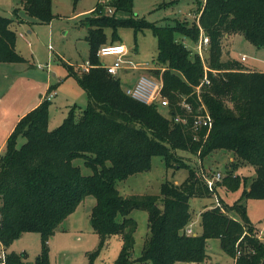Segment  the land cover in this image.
<instances>
[{"label":"trees","instance_id":"obj_1","mask_svg":"<svg viewBox=\"0 0 264 264\" xmlns=\"http://www.w3.org/2000/svg\"><path fill=\"white\" fill-rule=\"evenodd\" d=\"M52 1L21 0L17 9L38 22H51L55 17ZM203 2L199 22L210 37L208 65L216 70L209 72L211 82L202 88L213 117L210 132L194 129L192 113L180 105L186 98L196 107L194 89L205 73L200 55L182 39L199 41L201 29L196 20L163 25L136 17L133 0H111L112 14L97 2L100 11L79 23L87 26L88 61L93 66L83 71L66 63L68 76L87 93L88 105L79 116L73 106L63 122L51 129L52 100L45 97L18 121L0 153V243L5 249L24 233L37 232L42 249L34 264H51L49 238L93 195L97 201L90 219L100 236V249L113 235L122 239L113 264L202 263L209 259L207 241L212 238L219 239L221 249L236 258V264H264V239L258 237L246 204V198H264V72L245 69L238 58L222 57L224 38L234 33L264 48V0ZM119 12L129 16L121 17ZM12 24L13 18L0 15V62L25 61L16 49L17 32ZM119 27L135 32L150 29L156 35L154 72L162 80V96L169 99L168 116L158 103L146 104L128 95L122 78L101 65L98 50L122 42ZM177 114L187 116V124L176 122ZM179 150L201 158L218 150L229 151L234 157L222 185L236 189L244 182L243 195L233 204L222 201L201 212L197 234L186 233L193 218L190 199L212 196L218 185L214 190L208 187L198 164H176L187 168L188 175L178 184L166 180L161 194L125 197L117 187L119 180L150 169L155 155L173 166ZM78 158L91 173L85 174L74 163ZM244 166L255 171L250 181L238 172ZM134 209L148 213L149 235L138 257L133 255L138 226L131 216ZM100 249L91 254V262ZM25 258V252L7 251L5 264H25Z\"/></svg>","mask_w":264,"mask_h":264},{"label":"rangeland","instance_id":"obj_2","mask_svg":"<svg viewBox=\"0 0 264 264\" xmlns=\"http://www.w3.org/2000/svg\"><path fill=\"white\" fill-rule=\"evenodd\" d=\"M98 1L53 0L52 7L55 14L53 20L51 22H38L28 16L23 9H17L21 6V0H0V15L13 18L12 27L17 32L16 49L25 57L23 62L3 64V70L0 71V95H3L4 102L2 105L0 103V106L4 105L8 108L11 116L21 99L38 98L44 92L47 94L50 87L48 83L50 82L55 87L53 89L57 91V95L51 99L49 108V126L51 129L63 122L73 106H75L78 116L86 108L89 101L88 95L73 76H68L66 63L72 64L75 69H79L88 61L89 42L85 38L87 26L79 23L87 16H92L100 11L102 7L99 8L96 5ZM200 1L205 2V0H133V14L138 18H146L148 21L163 25H174L178 20H187L191 24L195 20L197 22V16L201 13V11L198 12L201 6ZM94 6L95 8L88 12ZM117 15L129 16L124 12H119ZM117 32L122 43L129 50L127 59L139 67L142 65L154 66L158 52V39L152 30L145 29L135 32L131 27H119ZM182 39L186 46L194 51L195 43L184 37ZM223 44L222 57L224 60L236 58L241 60L242 55L245 54L247 59L242 61V67L264 72V48L256 47L241 33L227 35ZM114 58V56H110L105 60L111 63ZM154 71V68L126 70L122 76L123 86L132 85L133 80L142 74L160 79V75ZM161 111L165 115H169L166 108L161 107ZM22 141L24 139H20L19 142L22 143ZM178 154L174 165L170 167H168L164 157L153 156L150 169L135 173L117 182L120 193L125 197L161 194L162 184L166 180L181 183L187 177L188 169L185 167L177 168L176 164L183 165L186 163L193 167L198 164L200 159V164L209 175L215 171H221L224 178L227 175V167L232 163V157H234L231 152L226 150L212 152L205 158L180 150ZM74 163L81 166L85 174L91 173L82 158L74 160ZM238 172L241 176H247L248 181L255 175L251 166L239 168ZM222 181L223 179L218 182L214 195L190 199L191 210L193 211L191 224L195 231L198 232L201 229L202 210L209 206H215L216 199H219L220 203L225 201L228 204H233L242 197L245 188L244 182L236 189H229L222 185ZM246 199L248 216L254 223L257 233L260 235L262 231V235H264V198ZM96 201L95 196H87L68 219L60 224L55 234L49 238L51 264L114 263L120 252L122 239L120 235H113L100 249V236L93 229L90 219ZM231 214L238 217L234 211ZM131 216L138 223L133 250L134 257H138L141 255L145 240L149 235L148 213L146 210L134 209ZM41 249L40 234L26 232L15 240L8 250H5L6 252H25V264H34ZM99 249V254L91 262V254ZM1 250H3L2 244H0ZM207 252L209 259L205 262L177 261L175 264H234V259L221 249L219 239L212 238L207 241Z\"/></svg>","mask_w":264,"mask_h":264},{"label":"built area","instance_id":"obj_3","mask_svg":"<svg viewBox=\"0 0 264 264\" xmlns=\"http://www.w3.org/2000/svg\"><path fill=\"white\" fill-rule=\"evenodd\" d=\"M100 5H105V8L107 9V12L112 14L114 9L111 6H108L109 0H99L98 1ZM200 13L197 16V24L201 29L199 41L195 43V49L193 52H197L204 63L205 73L203 78L201 79L200 83L195 86L194 94H195V101H196V107L192 104V102L188 101L186 98H183L180 102V105L182 106V109L186 113H192V126L196 130L200 129H207V132L209 133L212 126H213V117L211 115V112L209 108L207 107V104L204 102L202 98V88L205 85L210 84L211 79L209 77V72H216V70H213L207 62V55L210 48V37L204 32L202 29L200 22ZM129 50L126 47L124 43H116V44H107L100 47L98 50V55L100 58H102V66L106 68L108 73L114 75V76H120V74L123 71H130L138 68L142 69H153V67H148L147 65H142V67H139V65L133 63L128 58ZM114 56L115 58L111 63H108L104 58ZM247 59V56L245 54L242 55L241 60L245 61ZM93 65L87 61L85 64L80 67L83 71L89 70L90 67ZM162 80L161 78H155L146 74L139 75L137 79L134 81L132 85L125 86V91L128 95L133 97L134 99L150 104V103H158L161 107L166 108L169 105V99L165 96H162L161 89H162ZM57 91L56 89L49 90V92L46 94V98L51 100L55 95ZM188 117L183 116L180 114H177L175 116V121L183 124H187ZM201 159L198 160L199 165V172L201 171V174L205 178L207 185L210 189H213L216 187L217 183L223 179V174L221 171H215L212 175H209L207 173L203 166L200 164ZM216 205H220L219 199H216ZM187 234H196L194 229L192 228V224L190 223L186 228ZM258 237L264 239V235H262V231L260 232V235L257 233ZM1 244V243H0ZM3 246V245H2ZM240 252L237 253L239 255ZM6 257L7 252L3 246V250L0 251V264L6 263ZM236 262V258L234 259V264Z\"/></svg>","mask_w":264,"mask_h":264},{"label":"crops","instance_id":"obj_4","mask_svg":"<svg viewBox=\"0 0 264 264\" xmlns=\"http://www.w3.org/2000/svg\"><path fill=\"white\" fill-rule=\"evenodd\" d=\"M96 6V5H95ZM92 7L91 9L88 10L92 11L94 8ZM78 16V14H77ZM107 58V57H106ZM104 58V60L106 59ZM3 64H5L4 62H0V71L3 70L4 66ZM258 70V69H257ZM261 71V70H258ZM126 73V71H124V73L122 72L120 74L121 78L122 76ZM138 77V76H137ZM137 77L133 80L135 81L137 79ZM52 83H48V86H51ZM61 92V91H60ZM45 92L44 94H41L38 98H31L28 97L27 100H20V104L17 106L16 110L14 111V114L11 116L10 111L8 108H6L4 105L0 106V153L4 150V147L7 143V139L10 136V134L12 133V131L14 130L16 124L18 123V121L26 114L28 113L30 110H32L34 107H36L38 104H40L42 102V100L45 98ZM57 95V94H56ZM0 103L2 105L3 102V95H0ZM69 112V111H68ZM231 159V158H230ZM233 159V157H232ZM176 183V182H175ZM178 184V183H177ZM211 207V206H209ZM208 208V207H206ZM205 208V209H206ZM203 211V210H202ZM70 216V215H69ZM68 216V217H69ZM68 217L66 219H68ZM254 224V223H253ZM193 228V226H192ZM195 231V230H194ZM201 231V229H200ZM198 231V232H200ZM195 233L197 234V231H195Z\"/></svg>","mask_w":264,"mask_h":264}]
</instances>
